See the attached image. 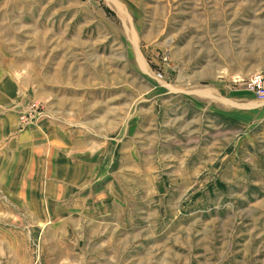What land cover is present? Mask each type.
<instances>
[{
	"label": "rangeland",
	"instance_id": "1",
	"mask_svg": "<svg viewBox=\"0 0 264 264\" xmlns=\"http://www.w3.org/2000/svg\"><path fill=\"white\" fill-rule=\"evenodd\" d=\"M255 73L264 0H0V264H264Z\"/></svg>",
	"mask_w": 264,
	"mask_h": 264
},
{
	"label": "crops",
	"instance_id": "2",
	"mask_svg": "<svg viewBox=\"0 0 264 264\" xmlns=\"http://www.w3.org/2000/svg\"><path fill=\"white\" fill-rule=\"evenodd\" d=\"M210 87H212V88L208 89V91L213 94L216 91L218 92V88H220V84L219 83H216V84H214V85H212ZM216 88H217V90H216ZM235 101H238V100L235 99ZM238 105H240L243 109H247V110H251V109L257 107L256 100H254V99L248 100V102H240ZM56 135H57V139H60L59 141H61L63 143H66L70 139V135L68 134V132H65V129L64 130H60V131L59 130H56L55 136ZM76 141H79L78 143H81L82 142L81 141V134H80L79 137L76 138ZM90 141H91L90 136H88V139H87V136L84 137V140H83L84 143L85 142H90ZM61 166H63V164H61L58 167V169L59 168L61 169ZM70 166H71L70 167V170L72 169V171H73V169H75V166L77 167V164L70 163ZM63 168H64V166H63ZM61 172L63 174V169L61 170Z\"/></svg>",
	"mask_w": 264,
	"mask_h": 264
},
{
	"label": "built area",
	"instance_id": "3",
	"mask_svg": "<svg viewBox=\"0 0 264 264\" xmlns=\"http://www.w3.org/2000/svg\"><path fill=\"white\" fill-rule=\"evenodd\" d=\"M246 88L248 91L257 94L264 92V73H255L251 75L246 82Z\"/></svg>",
	"mask_w": 264,
	"mask_h": 264
}]
</instances>
